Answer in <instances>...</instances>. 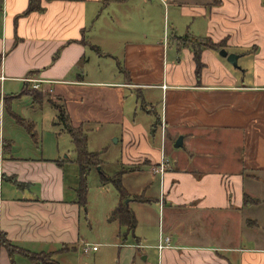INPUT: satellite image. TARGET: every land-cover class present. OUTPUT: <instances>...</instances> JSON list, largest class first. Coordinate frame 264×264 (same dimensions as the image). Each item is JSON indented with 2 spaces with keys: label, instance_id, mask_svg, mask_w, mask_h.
Here are the masks:
<instances>
[{
  "label": "crops",
  "instance_id": "obj_1",
  "mask_svg": "<svg viewBox=\"0 0 264 264\" xmlns=\"http://www.w3.org/2000/svg\"><path fill=\"white\" fill-rule=\"evenodd\" d=\"M40 1L42 12L22 15L28 0H0V264H264L256 211L264 208L256 194L264 188L261 0ZM167 7L202 28L185 34L251 58L249 82L238 60L231 69L206 48L198 83L190 42L178 40L176 26L170 40L159 37L157 17ZM25 79L41 81V104ZM49 98L63 100L74 127L119 135L120 172L107 176L128 178L121 184L136 219L132 234L109 221L119 196L90 223L79 171L73 187L65 182L70 163L59 142L53 146L57 136L43 135L38 154L29 127L19 134L13 104L28 99V108L43 111ZM179 136L183 147L175 149ZM20 141L30 157L16 152ZM160 163L162 177L151 171ZM244 195L260 202L244 207ZM184 223L204 224L193 233ZM165 237L170 247L159 251ZM84 244L97 249L84 253Z\"/></svg>",
  "mask_w": 264,
  "mask_h": 264
},
{
  "label": "rangeland",
  "instance_id": "obj_2",
  "mask_svg": "<svg viewBox=\"0 0 264 264\" xmlns=\"http://www.w3.org/2000/svg\"><path fill=\"white\" fill-rule=\"evenodd\" d=\"M186 1L190 0H180V5L184 4ZM213 2V0H211ZM210 0H200L197 3H210ZM261 2L264 5V0H261ZM187 3V2H186ZM159 11V10H157ZM179 10L162 8V12L159 13V16L157 17V29L159 32V37L163 39V36L171 39L170 36H173L175 33L173 27H177L176 33L179 35V37H183L185 33H191V29L194 27H198L199 23L196 22L192 26H190V22L185 21V19L182 17ZM198 25V26H197ZM202 28L198 27V30H201ZM204 29V28H203ZM164 41V40H163ZM203 41H200L197 43V41H194L195 44L202 43ZM175 44H172L170 48H174ZM92 57H95L97 59L95 53H91L87 55V60H90ZM262 62L264 63V58H262ZM252 61L249 57H242L238 60V67L245 68L249 70V74L246 75V83L249 82V78L252 77V70L249 69L247 66V63ZM92 65V63H90ZM249 66H252L250 63H248ZM231 69H234L232 65H230ZM50 103L45 105V109L43 111H40L39 109L31 110L30 107L31 104L28 106V101L31 103L28 99H22L19 102H16L13 104L14 111L19 114L20 116L18 118L19 124L23 128H17L19 131V134L27 131V128L29 127V131H31L32 134H34V140H29L31 144V150L34 153H40L41 150V138L49 139L47 137L48 133H50V136L54 137L57 136L58 139L53 143V146L56 147L57 142H59L60 149L63 150L61 153V157L65 158L66 161H68L70 164L66 167V179L65 182L67 186L73 187L74 179L72 177V174L76 175L75 173H78L79 167L75 164L76 162V154L74 152L73 144L70 140L69 135L62 130L61 125L57 122V111L53 108L52 105H59L63 103V100L57 101L55 98H49ZM141 104V103H140ZM143 106V104H141ZM65 106V105H64ZM8 112H5V121L8 123H12V119L10 120L12 108L11 103L7 104ZM11 110V112L9 111ZM14 113V112H13ZM15 123V122H14ZM106 127L103 126V128H97L96 126L93 127H86L85 134L87 136V142H86V149L90 153H94L98 156L99 162H100V170H98L96 167H92L86 175L84 176V183H85V206L83 210L86 213H89L91 216V222L90 223H98V220L100 219V215L103 213L104 210H106L108 205L116 198L118 197V193L115 189V187L108 183L104 186L101 185L100 181V172H102L105 175H113L114 173L120 172V166L118 165L119 161V152L121 149V143H116L115 140L119 138L118 134L115 135H109L110 132L103 131ZM22 129V130H20ZM24 129V130H23ZM157 137L158 134H157ZM51 138V139H52ZM36 140V141H35ZM24 145V146H23ZM25 144H22V141H20V146L18 147L17 151L20 156L30 157V153L27 151ZM201 167L206 166L204 164H200ZM146 176V175H145ZM264 176V175H263ZM80 177V176H79ZM147 177V176H146ZM124 178V176H123ZM130 180V179H129ZM79 181V182H78ZM77 182L76 190L78 191L79 186L81 185L80 179ZM122 184L124 185V181H128V178L125 180H121ZM132 180H130L131 182ZM157 183V180L154 182V184ZM260 189L259 192H257L258 198H263L264 196V188L263 186L257 185ZM123 188L125 186H122ZM263 200V199H262ZM264 202V201H263ZM262 207V206H261ZM256 211L260 214L259 218L263 220L264 217V208H258ZM263 222V221H262ZM101 223H103L101 221ZM204 223H184L182 230H185V232H188L189 228L193 229V233H199V231L203 228ZM262 225V224H260ZM264 227V225H262ZM190 229V231H191ZM88 240L92 241L96 235L95 231H91L88 234ZM102 249V248H100ZM107 257V250L104 251Z\"/></svg>",
  "mask_w": 264,
  "mask_h": 264
},
{
  "label": "trees",
  "instance_id": "obj_3",
  "mask_svg": "<svg viewBox=\"0 0 264 264\" xmlns=\"http://www.w3.org/2000/svg\"><path fill=\"white\" fill-rule=\"evenodd\" d=\"M46 2H52V1H58V0H45ZM65 1H82V0H65ZM42 12L41 7V1L40 0H28V5L26 10L23 12L22 15H28L31 13H40ZM178 40L181 41H189L192 46V53H193V60L195 63V77L196 81L200 82L201 77V70H202V63L200 59V54L202 49H211L214 51L219 52L223 48L222 43H214L209 38H192L188 34H185L183 37H179ZM194 41L202 43L195 44ZM31 96L33 98V102L36 104H41L44 96L40 93V91L34 90L31 88ZM48 103H50V100H47ZM53 108L57 111V122L61 125L62 130L66 132L70 140L73 144L74 152L76 154V164L79 167V179L81 185L79 186V189L77 191L78 196L80 198V201L85 205V181L84 176L90 170L92 167H98L100 166L99 158L96 154L90 153L86 149V142H87V136L85 134V131L81 129V127H74L70 121V118L66 112V108L64 105H52ZM121 173L115 176L109 177L102 172H100V181L103 184L111 183L120 198V203L117 205V207L110 213L109 215V221H117L121 226L125 228V230L132 234L135 227H136V219L133 214V212L128 208L127 204L125 203V200L127 199L126 192L124 188L122 187L121 181H120ZM260 201L258 200H252L247 195L243 196V206L244 207H250L252 205L258 204ZM248 225H253L252 223H248ZM3 242V241H2ZM5 244V243H4ZM8 251L11 253L12 250H14L10 245H7ZM32 259L37 260L38 258L35 256H32Z\"/></svg>",
  "mask_w": 264,
  "mask_h": 264
},
{
  "label": "built area",
  "instance_id": "obj_4",
  "mask_svg": "<svg viewBox=\"0 0 264 264\" xmlns=\"http://www.w3.org/2000/svg\"><path fill=\"white\" fill-rule=\"evenodd\" d=\"M26 82H33L34 84L32 85V89L34 90H39L40 89V82L39 80H32V79H25ZM152 173H157L159 174V176H163L164 172H165V164L164 163H160L158 164L157 166H153L152 169H151ZM169 239L167 237H165L164 239H160L158 245H157V248L159 251L163 250V249H166V248H169ZM97 249V246H91L89 244H84L83 245V249L82 251L84 253H87L89 250H96Z\"/></svg>",
  "mask_w": 264,
  "mask_h": 264
},
{
  "label": "water",
  "instance_id": "obj_5",
  "mask_svg": "<svg viewBox=\"0 0 264 264\" xmlns=\"http://www.w3.org/2000/svg\"><path fill=\"white\" fill-rule=\"evenodd\" d=\"M218 55L225 59L227 61V63H229L230 65H232L233 67H237V60L239 58V56L237 54H234V53H228L226 50L224 49H221L219 52H218ZM173 147L175 149H179V148H182L183 147V137L182 136H179L174 144H173ZM127 203V201H126Z\"/></svg>",
  "mask_w": 264,
  "mask_h": 264
}]
</instances>
